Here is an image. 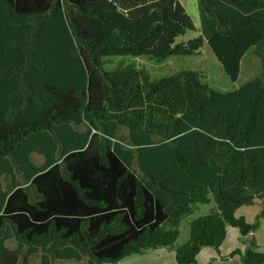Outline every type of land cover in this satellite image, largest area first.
Listing matches in <instances>:
<instances>
[{
    "label": "trees",
    "instance_id": "1",
    "mask_svg": "<svg viewBox=\"0 0 264 264\" xmlns=\"http://www.w3.org/2000/svg\"><path fill=\"white\" fill-rule=\"evenodd\" d=\"M198 1L201 34L177 41L195 29L181 0H0V264L118 263L168 246L199 264L230 227H258L236 211L264 197V0ZM205 42L233 80L254 47L262 76L223 91L196 71L106 67ZM242 260L264 264V251Z\"/></svg>",
    "mask_w": 264,
    "mask_h": 264
},
{
    "label": "rangeland",
    "instance_id": "2",
    "mask_svg": "<svg viewBox=\"0 0 264 264\" xmlns=\"http://www.w3.org/2000/svg\"><path fill=\"white\" fill-rule=\"evenodd\" d=\"M195 23V29L188 30L186 34L178 37L177 41H188L201 34V16L198 0H181ZM254 47L250 48L242 60L241 73L237 80H233L224 69L217 56L205 42L200 53L192 55H170L164 59H158L149 55L131 56L117 55L106 64L108 69L115 68L119 62L132 64L138 69L150 72L153 78L172 75L179 72L196 71L203 81L213 88L227 91L240 86L245 81L262 76V60L255 54ZM38 163L43 162V156L34 155ZM215 206L214 202L198 204L192 215L182 221L180 225L181 235L175 246L184 244L189 237V222L192 218L199 217ZM261 214V218L258 215ZM236 216H244L249 222L256 223L258 227L252 233L244 237L239 228L230 227L224 244L217 249L213 246L203 247L197 257L199 264H244L242 254L248 247L264 251V197L257 198L252 204H246L236 211ZM240 250V251H239ZM88 259L70 264H88ZM104 264H178L175 247H160L150 249L143 253H134L123 258L118 263L105 262Z\"/></svg>",
    "mask_w": 264,
    "mask_h": 264
},
{
    "label": "crops",
    "instance_id": "3",
    "mask_svg": "<svg viewBox=\"0 0 264 264\" xmlns=\"http://www.w3.org/2000/svg\"><path fill=\"white\" fill-rule=\"evenodd\" d=\"M44 159V158H43ZM36 161V160H35ZM37 162V161H36ZM43 162H44V160H43ZM43 162H41V163H38V164H42ZM227 239V238H226ZM226 239H225V241H226ZM224 241V242H225ZM7 244H8V246L10 247V248H16L17 247V245H18V242L15 240V239H10V240H8V242H7ZM224 244V243H223ZM222 244V245H223ZM221 245V246H222ZM202 251V250H201ZM21 258H23V256H21ZM86 259H88V258H85L84 260H86ZM55 262H66L67 264H70V262H72V261H76V260H65V261H63V260H55V259H53ZM83 260V261H84ZM88 261V260H87ZM30 262H32V264H41L42 262H43V255H37V256H35L34 258H32L31 259V261ZM77 262V261H76Z\"/></svg>",
    "mask_w": 264,
    "mask_h": 264
}]
</instances>
